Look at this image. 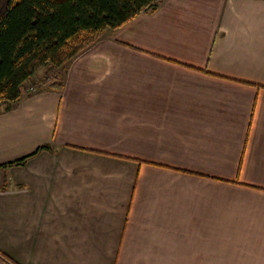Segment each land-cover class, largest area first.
I'll use <instances>...</instances> for the list:
<instances>
[{
	"label": "crops",
	"instance_id": "obj_1",
	"mask_svg": "<svg viewBox=\"0 0 264 264\" xmlns=\"http://www.w3.org/2000/svg\"><path fill=\"white\" fill-rule=\"evenodd\" d=\"M42 80L0 104V264H264V0H162Z\"/></svg>",
	"mask_w": 264,
	"mask_h": 264
},
{
	"label": "trees",
	"instance_id": "obj_2",
	"mask_svg": "<svg viewBox=\"0 0 264 264\" xmlns=\"http://www.w3.org/2000/svg\"><path fill=\"white\" fill-rule=\"evenodd\" d=\"M161 1L0 0V104L17 103L26 82L43 67L42 81L61 90L76 57L107 30L157 9ZM49 147L42 145L37 151ZM26 159L9 164L21 165Z\"/></svg>",
	"mask_w": 264,
	"mask_h": 264
},
{
	"label": "rangeland",
	"instance_id": "obj_3",
	"mask_svg": "<svg viewBox=\"0 0 264 264\" xmlns=\"http://www.w3.org/2000/svg\"><path fill=\"white\" fill-rule=\"evenodd\" d=\"M44 73H45V68L43 67V68L39 69L36 72V74H35L34 77L38 80V79H40L44 75Z\"/></svg>",
	"mask_w": 264,
	"mask_h": 264
}]
</instances>
